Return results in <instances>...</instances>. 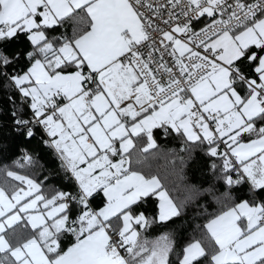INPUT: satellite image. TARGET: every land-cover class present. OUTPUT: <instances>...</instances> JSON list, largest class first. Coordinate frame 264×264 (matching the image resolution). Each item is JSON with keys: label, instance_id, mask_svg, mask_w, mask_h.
<instances>
[{"label": "snow or ice", "instance_id": "snow-or-ice-1", "mask_svg": "<svg viewBox=\"0 0 264 264\" xmlns=\"http://www.w3.org/2000/svg\"><path fill=\"white\" fill-rule=\"evenodd\" d=\"M5 116L0 264H264V0H0Z\"/></svg>", "mask_w": 264, "mask_h": 264}, {"label": "trees", "instance_id": "trees-1", "mask_svg": "<svg viewBox=\"0 0 264 264\" xmlns=\"http://www.w3.org/2000/svg\"><path fill=\"white\" fill-rule=\"evenodd\" d=\"M23 47H26V45L20 44L13 50L15 51L18 48ZM5 105L8 107L6 102ZM172 146V144L166 145V147ZM24 148H28L34 154V157L39 161L41 171L37 173L38 176L45 175L47 171L58 169L59 162L56 160L51 150L45 148L35 140L31 143H27L22 137L12 131L11 117L5 116L4 127L0 130V166H12L13 162L22 155V149ZM190 175L193 181L205 183V186H207L206 177L208 174L206 170H201L199 165H193ZM176 194L182 195V192H178ZM194 227L195 221L193 215L189 214L182 219H177L176 222L171 225V228L167 230L175 231L181 240L186 241L192 234ZM159 234V231L151 233L153 238Z\"/></svg>", "mask_w": 264, "mask_h": 264}]
</instances>
